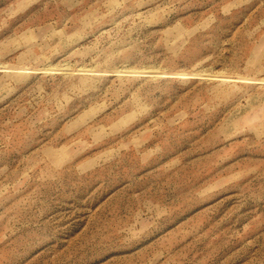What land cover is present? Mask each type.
Masks as SVG:
<instances>
[{
	"label": "rangeland",
	"instance_id": "rangeland-1",
	"mask_svg": "<svg viewBox=\"0 0 264 264\" xmlns=\"http://www.w3.org/2000/svg\"><path fill=\"white\" fill-rule=\"evenodd\" d=\"M0 264H264V0H0Z\"/></svg>",
	"mask_w": 264,
	"mask_h": 264
}]
</instances>
